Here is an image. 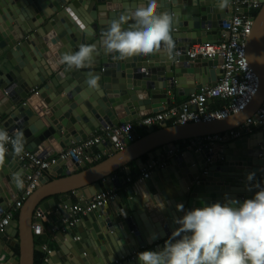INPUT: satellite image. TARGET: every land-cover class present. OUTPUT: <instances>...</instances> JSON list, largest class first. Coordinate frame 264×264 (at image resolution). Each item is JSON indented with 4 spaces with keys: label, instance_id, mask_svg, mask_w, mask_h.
Segmentation results:
<instances>
[{
    "label": "water",
    "instance_id": "obj_1",
    "mask_svg": "<svg viewBox=\"0 0 264 264\" xmlns=\"http://www.w3.org/2000/svg\"><path fill=\"white\" fill-rule=\"evenodd\" d=\"M231 1L156 0L158 12L173 16L171 54L162 44L152 54L119 59L105 50L102 34L113 18L134 10L141 0H0V122L14 133L22 132L26 148L51 156L103 125L137 120L164 110L165 104L172 106L170 90L180 102L183 96L216 83L222 74V69L215 68L222 58L192 59L187 51L197 43L221 41L223 23L233 15ZM81 44L96 48L88 67L75 69L59 63L64 53ZM248 54L261 87L246 112L213 123L150 126L146 135L124 150L110 144V156L89 168L85 162L59 161L52 167H58L57 171L51 169L40 179L39 189L20 207L19 217L0 234V257L5 256L0 264H35L36 252H44L36 246L33 229L37 222L39 232H47L43 218H34L38 209L59 229L57 247L45 264H113L117 260L139 264L137 254L162 248L179 227L175 218L185 211L205 203L252 198L261 181L264 131L251 141L238 139L212 152L180 151V145H172L236 128L262 105L264 4L248 39ZM90 74L99 77L95 89L87 84ZM176 149L179 152L167 167L155 168L153 178L130 186L127 197L120 194L115 202L65 227L64 219L71 213L64 205L74 204L71 192L81 191L84 203L103 192L102 182L109 190L111 177L124 167L130 170L132 161L145 167L139 160L143 155L159 161L163 152ZM66 166L64 177L51 179L50 175L62 176ZM29 173L14 150L6 152L0 161V206L6 208L17 200ZM249 173H255L252 181L247 180ZM125 181L121 176L118 187ZM178 204H183V211Z\"/></svg>",
    "mask_w": 264,
    "mask_h": 264
},
{
    "label": "built area",
    "instance_id": "obj_2",
    "mask_svg": "<svg viewBox=\"0 0 264 264\" xmlns=\"http://www.w3.org/2000/svg\"><path fill=\"white\" fill-rule=\"evenodd\" d=\"M263 4L264 0H232L233 15L224 21L223 39L214 43H197L187 51V55L192 59L198 57L222 58L220 65L223 72L216 83L196 90L185 101L177 105L141 117V125L149 128L150 126L162 127L163 123H167L168 126L213 123L246 112L253 104L261 87V78L252 67L249 58L248 39L253 32L256 18L253 12L260 10ZM227 32H229V35H227ZM33 92L37 93V89H34ZM215 99L223 100L225 105L219 108L210 106V102ZM255 126L264 131V101L254 114L248 116L236 128L191 139L186 150L194 152L208 150L212 152L215 148L222 147L229 141L253 133ZM0 128L6 129L10 135L14 133L2 123H0ZM135 129L136 126L133 121L106 124L101 126L95 134L73 143L61 152L51 156L47 154L38 155L24 146V151L17 156L22 168L29 170L30 173L23 182L24 191L21 192L17 200L6 208L0 206V234L9 227L15 218L16 212L19 211L27 198L32 196L38 189L40 179L45 177L48 171L59 161H66V163L67 161H73L74 164L91 162L92 157L89 151L98 145L108 147L111 144L118 151L124 150L129 143L137 139V134L134 133ZM6 149V152L13 150L10 144L6 146ZM178 152L179 150H172L163 160L154 159L149 161L135 179L127 177L126 182H143L149 179L155 168L167 167L169 160ZM104 154H108V151L104 150ZM260 157L263 159V164L259 186L264 187V149ZM120 177L119 174L115 173L110 179L112 183L110 189L106 192L97 193L91 200H86L84 203L79 201L73 205H64V208L70 209L71 213V217L67 220L68 225H65V227H73L82 220L84 215L115 202L120 195L117 185ZM42 214L43 212L38 209L34 218H43ZM33 229L36 233H40L37 222H34ZM43 248L46 250L45 247ZM4 258L5 256L2 255L0 262ZM46 259L47 257H45V261ZM120 263L121 261L117 260L113 264Z\"/></svg>",
    "mask_w": 264,
    "mask_h": 264
},
{
    "label": "clouds",
    "instance_id": "obj_3",
    "mask_svg": "<svg viewBox=\"0 0 264 264\" xmlns=\"http://www.w3.org/2000/svg\"><path fill=\"white\" fill-rule=\"evenodd\" d=\"M131 21V23H129ZM173 16L156 10V0H141L134 10L113 18L103 32L105 50L119 59L149 55L162 44L168 54L173 48ZM95 45L81 44L64 53L60 64L70 68L88 67ZM99 77L89 75L87 84L95 89ZM11 145L16 155L24 151L23 133L12 135L0 128V161ZM255 173H249L248 181ZM252 198L203 204L175 218L179 225L159 250L137 254L139 264H264V187ZM164 207V206H163ZM162 207V208H163ZM183 211V204L177 205Z\"/></svg>",
    "mask_w": 264,
    "mask_h": 264
},
{
    "label": "crops",
    "instance_id": "obj_4",
    "mask_svg": "<svg viewBox=\"0 0 264 264\" xmlns=\"http://www.w3.org/2000/svg\"><path fill=\"white\" fill-rule=\"evenodd\" d=\"M219 39L220 40L223 39V33L220 34ZM215 68H217L220 71L221 70L220 63ZM220 76H221V74H219V77ZM169 94H171L173 96V98H172L173 101H171V102H173L172 105H177L180 102H183V101H185L188 98V96H183L181 98V101L177 102L176 99L174 98L173 90H170ZM223 105H225V102L223 100H220V99H215V100L210 102V106L216 107V108L222 107ZM168 107L169 106H167V104H165V108H168ZM245 119L244 120L241 119L240 123L245 121ZM130 121H133L135 123L136 129L138 131L137 139L141 138L142 136H144V135H146L148 133L147 132V127H144L143 125H141V117L139 119H137V120H130ZM0 123H2V122H0ZM169 126H171V125H169ZM160 128H161L160 126L156 127V129H160ZM261 131H262L261 128H259L258 126H255V129H254L253 133H251L249 135H246V136H244L242 138H248V140L251 141L252 137H254L256 135V133H259ZM95 133H93V134H95ZM242 138H240V139H242ZM237 140H233V141H229V142L233 143L234 141H237ZM249 141H248V143H249ZM189 142L190 141H187V142L180 141L178 143L177 142L173 143L172 145L173 146L180 145L182 147V149L186 150L187 146H188L187 144ZM222 147H218V148L221 149ZM104 150L108 151V147L107 146L106 147H102L101 145H98V146H95L94 148H92L89 151V154L92 157V161L91 162H89V161L86 162V164H87L86 168H89V167H91L93 165H96V164L102 162L103 160L107 159L110 155H109V153L108 154H104ZM176 150H178V149H176ZM166 156H167V153L163 152L162 155H161V160L165 159ZM139 160L144 161V165H146L150 161V156L148 154H145ZM141 165L142 164L138 160H135V161H132L129 164L131 171L127 167H124L123 169L117 171L116 173L119 174L120 176H125V178L133 177L135 179L141 173V171H142V169L144 167V166L141 167ZM57 168L52 169L51 172H56ZM66 170H67V166L65 167V171H64L62 176H60V175H56V176L50 175L51 179L53 180V179H56V178L64 177L66 175L65 174ZM151 178H153V173L150 176V179ZM135 183L139 184V182H135V181L134 182H126V181L123 182L121 188H119L120 194L124 195L125 197H127L128 196L127 192H128L129 187L132 186ZM102 187H103V192H106L107 190H106L105 185L103 184V182H102ZM38 189H39V187H38ZM86 190L88 191V189H86ZM20 194L21 193H18L17 198L20 196ZM69 195L72 198L74 203L79 202L80 198H82L81 191H79L78 193L77 192H71ZM92 197H94V196H92ZM87 200H88V198H87ZM58 208H59V206H58ZM67 220L68 219H66V218L64 219V224L65 225H68V221ZM43 221H44V228L47 229V232L45 233V232L42 231L40 233H36V246H38L39 248L45 247L46 250H43L44 252H41V254L44 253L45 254L44 256L48 257L49 251L53 253L54 249H56V247H57L56 246V241H55V234L57 233V231L59 229L56 227V225H53V222H51L47 216L43 217ZM164 227H165V230L167 231V234L168 233L170 234V232H169L170 231V227L167 224H164ZM168 239L169 238H167L166 240H168ZM15 252H16V255L18 257H20V250L15 249ZM6 258H7V256H6ZM45 263H46V261H45V259H43L41 264H45Z\"/></svg>",
    "mask_w": 264,
    "mask_h": 264
},
{
    "label": "trees",
    "instance_id": "obj_5",
    "mask_svg": "<svg viewBox=\"0 0 264 264\" xmlns=\"http://www.w3.org/2000/svg\"><path fill=\"white\" fill-rule=\"evenodd\" d=\"M259 11H260V10L253 12L254 15L257 16L258 13H259ZM177 143H178V142H177ZM15 217H16V218L19 217V211L16 212ZM44 255H45L44 253L41 254V252L37 251V252H36V262H35V264H41L42 260L45 259V256H44Z\"/></svg>",
    "mask_w": 264,
    "mask_h": 264
},
{
    "label": "rangeland",
    "instance_id": "obj_6",
    "mask_svg": "<svg viewBox=\"0 0 264 264\" xmlns=\"http://www.w3.org/2000/svg\"><path fill=\"white\" fill-rule=\"evenodd\" d=\"M13 204V203H12Z\"/></svg>",
    "mask_w": 264,
    "mask_h": 264
}]
</instances>
